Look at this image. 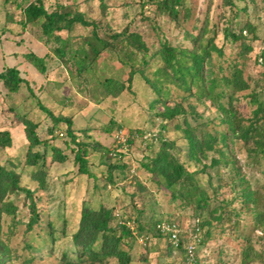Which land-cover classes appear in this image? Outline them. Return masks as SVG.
<instances>
[{
  "label": "rangeland",
  "instance_id": "374dc122",
  "mask_svg": "<svg viewBox=\"0 0 264 264\" xmlns=\"http://www.w3.org/2000/svg\"><path fill=\"white\" fill-rule=\"evenodd\" d=\"M27 2L0 0V71L16 67L27 81L15 92L0 81V130L11 135V144L0 146V164L14 163L39 220L28 228L30 199L22 190L7 194L15 210L0 218L5 264H119L116 257L79 256L72 236L83 204L113 207V223L126 221L134 230L131 245L122 246L129 264H264V158L256 155L253 139L233 135L220 107L233 90L221 79L236 66L249 85L233 92L237 117L243 127H264V0H181L176 14L161 8V0H43L48 11L76 6L104 38L116 34L115 45L82 71L68 53L62 58L55 52L65 47L55 35L64 39L66 30L46 36L40 21L22 24ZM91 29L73 27L72 49ZM167 48L175 55L188 52L180 54L182 66L192 64L190 52L203 55L202 81L182 79L176 60L165 62ZM27 53L45 59L44 72L26 60ZM107 78L124 84L120 95L106 92ZM165 105L181 112L165 119ZM42 107L71 120L76 142L65 121L55 123ZM17 115L37 123L46 146L31 152H45V166L26 164L29 142ZM190 135L201 149L189 144ZM171 141L169 152L181 168L177 176L175 167L169 170L167 186L145 164ZM79 146L89 151L90 174L78 173ZM54 148L63 162L54 160ZM109 164L124 165L110 171L113 183ZM39 169L45 171L43 187L33 178ZM165 218L179 224L182 248L155 231V221Z\"/></svg>",
  "mask_w": 264,
  "mask_h": 264
},
{
  "label": "trees",
  "instance_id": "16d2710c",
  "mask_svg": "<svg viewBox=\"0 0 264 264\" xmlns=\"http://www.w3.org/2000/svg\"><path fill=\"white\" fill-rule=\"evenodd\" d=\"M181 0H161V8L165 9L168 13L176 14L178 10L175 6L180 4ZM20 6V5H19ZM21 22L22 24L34 23L40 21V27L42 33L46 36L54 35V33L66 30L69 34L66 38H61L58 35H55L56 40L62 42L65 47L60 49L57 47L55 52L63 58V56H68L75 60L78 70H85L95 58L107 47H112L116 42V34L109 35L108 38H104L98 34L96 30V23L93 20H90L85 17L84 13L79 11L76 6L72 4H63L58 5L56 8L48 11L43 3V0H28V2L21 7ZM76 24H80L85 27L92 26L90 30L91 33L83 35L80 37V41L77 43L80 44L78 49H72V45L75 42L74 36L71 35V31ZM233 39H238V35L231 32L229 33ZM114 40V41H113ZM188 52L181 50L178 55L173 54L172 49H165L164 59L168 65L172 64V60H176L179 65L180 57L183 54ZM181 54V55H180ZM190 57L192 58V64L179 65L176 72L180 74L182 79L186 75H189L191 78H196L197 80L202 81V63L203 55L190 52ZM26 60L29 61L33 66H35L39 71H45V59L34 53L25 54ZM68 58V57H67ZM186 62H184L185 64ZM224 81V84L228 87H231L232 93L229 95L230 100L226 107L221 106L222 111L226 114L225 121L228 123L229 128L233 135L237 136L241 140L248 141L250 138L253 139L254 144L257 146L256 155H260L264 158V127L259 123L249 124L247 127L241 125L240 119L237 117L236 109L232 105L233 92L245 90L249 87L246 80L242 76L241 69L233 66L228 75H223L221 79ZM0 81L4 84L9 92L17 91L21 85L27 83L26 79L20 76L19 71L16 67H7L0 71ZM103 86L106 89V92L113 96H118L124 90V84L120 81H114L111 78L104 79L102 82ZM186 89H190L189 86H186ZM203 95V94H202ZM46 112H48L55 123L65 121L67 128V133L71 135L72 141L76 142L74 132L71 129L72 123L68 117H55L52 113L47 110L45 107H42ZM181 110L178 109V106H169L165 105L164 110L161 113L165 119L173 118L176 114L180 113ZM257 115V113H256ZM19 122L23 123L25 135L29 142V150L26 156V164L31 166H45L46 164V154L45 152L40 153L39 151L31 152V148L39 145L40 143L46 146V141L39 138L36 127L37 123L17 115ZM257 118V116H256ZM258 119V118H257ZM206 136V135H205ZM189 144L192 147H198L201 149L202 143L200 140L194 139L191 135L188 136ZM204 139V137H201ZM11 144V135L7 129L0 130V146L5 147ZM79 144V143H78ZM168 144V147H166ZM169 145L171 143L162 144L161 151L158 154L151 158V162L146 163L145 166L147 169L164 179L167 182V186H170L172 183L173 174L169 173L171 168L175 170V176L179 175L180 165H177L175 159L171 156L169 152ZM56 152L55 161L63 162L65 156H61L58 149H53ZM74 162L78 164V173L90 174V171L87 167V156L89 155L88 149L85 147H77L75 150ZM41 159V164L38 160ZM10 167H7L6 164H0V218L3 213H13L15 206L6 201L5 198L7 194H13L18 191H24L26 196L30 199V210L32 212L30 221L28 223V228H31L32 223H36L39 220V214L36 211L35 202L32 199V191L28 188H24L20 185L19 181V172L14 168V163H10ZM13 166V167H12ZM124 165H108L109 170V181H112L111 170L113 168H123ZM42 168V167H41ZM44 172L42 169H39L37 173H34L33 178L40 181V186L43 187V175ZM207 205V203H204ZM116 220L114 208L107 207L105 205H100L98 207H90L86 204H83L80 212V218L77 230L73 233L72 239L73 244L79 250V256L89 254L90 258L93 260H101L103 257H116L119 261V264H129L130 257L129 252L125 250L123 245H131V241L135 238L136 233L131 227L126 223V221H117ZM162 219H158L153 224L155 231L161 235L156 228V224ZM129 221V220H128ZM138 232L142 227L138 226ZM0 233H1V222H0ZM180 249V248H178ZM0 264H5V261L0 257Z\"/></svg>",
  "mask_w": 264,
  "mask_h": 264
},
{
  "label": "built area",
  "instance_id": "2783aa9c",
  "mask_svg": "<svg viewBox=\"0 0 264 264\" xmlns=\"http://www.w3.org/2000/svg\"><path fill=\"white\" fill-rule=\"evenodd\" d=\"M156 228L158 229L161 236H163L170 245L175 248H182V238H181V228L179 224L173 219H162L156 224ZM140 241L143 242V236L139 237ZM188 256L193 258L194 256V247L189 245L187 247Z\"/></svg>",
  "mask_w": 264,
  "mask_h": 264
}]
</instances>
